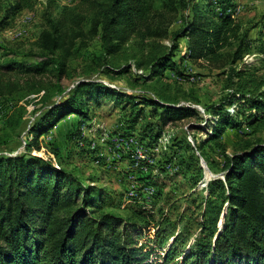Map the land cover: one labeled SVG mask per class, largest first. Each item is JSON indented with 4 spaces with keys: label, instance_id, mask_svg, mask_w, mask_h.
I'll use <instances>...</instances> for the list:
<instances>
[{
    "label": "trees",
    "instance_id": "1",
    "mask_svg": "<svg viewBox=\"0 0 264 264\" xmlns=\"http://www.w3.org/2000/svg\"><path fill=\"white\" fill-rule=\"evenodd\" d=\"M45 1L46 23L36 43L38 52L0 45V51L5 52L0 55V98L22 101L26 96L23 75L28 77L24 83L29 84L49 72L62 81L71 62L81 57L94 61L95 67L84 74L90 80L81 81L70 92L56 84L52 92L45 93L43 111L25 127L24 141H15L24 115L14 112L6 120L0 150L14 143L24 149L15 155L0 154V264H151L152 254L165 248L164 264L176 259L180 264H264V74L251 72L248 66L232 69L228 84L232 92L220 104L205 105L206 112L214 115V129L197 150L204 156L210 147L222 158L223 177L209 180L203 188L200 217H187L188 210L178 221L161 212L156 217V212L145 205L146 198L144 205H136L140 209L134 217L110 212L94 217L92 213L105 206L101 188L87 185L77 170L67 171L53 158L34 154L41 151L42 138L68 118H77L79 126L90 124L92 101L108 97L124 102V110L130 108L123 126L114 134L133 136L138 148L148 155L147 149L155 147L167 124L199 115L192 106L180 104L200 105V97L181 90L177 81H167L166 72L176 71L182 76L178 66L181 58L210 63L221 59L222 52L242 31L230 12L232 2L188 0L181 5L184 15L176 19L173 44L157 47L150 55L148 72L135 74L131 85L143 86L140 94L111 88L92 80L91 75L111 78L123 76L134 67L143 68L144 62L139 60L137 67H115L112 58L134 36L142 40L151 37L153 0H82L75 7L60 5L59 0ZM40 2L9 0L3 24L24 11H33ZM97 37L99 48L83 54L81 45ZM252 44L243 38L231 64L237 66L253 49ZM258 51L264 66V45ZM33 56L39 59H26ZM233 106L237 110L230 114ZM147 109L150 120L144 125ZM229 130L241 135L231 154L225 141ZM81 131L75 139L77 146L84 148L88 138ZM53 152L59 156L58 150ZM167 155L171 158L173 154ZM98 159L106 165L103 158ZM169 159L163 160L164 164ZM196 160L199 162V156ZM164 164L149 166L144 160L141 166L159 172L165 170ZM199 173L203 177V169ZM133 175L141 186L138 196L143 197L142 185L152 186V174L139 170ZM122 204L120 201L118 206ZM148 231H154V236L143 243Z\"/></svg>",
    "mask_w": 264,
    "mask_h": 264
},
{
    "label": "rangeland",
    "instance_id": "2",
    "mask_svg": "<svg viewBox=\"0 0 264 264\" xmlns=\"http://www.w3.org/2000/svg\"><path fill=\"white\" fill-rule=\"evenodd\" d=\"M185 1L188 0H153V19L149 24L148 32L151 37H145L142 40V38L134 36L120 54L112 58L115 67L124 68L130 65L137 67L139 60L144 62L143 68L134 67L123 76L111 78L95 73L91 75V79L103 81L111 88L121 91H139L142 94L140 90L143 86L133 87L131 85L135 74H141L143 71L144 73L148 72L150 55L157 47L173 44L172 32L178 28L176 19H181L184 15L181 5ZM8 2L9 0H0V45L21 51L38 52L36 43L46 23L43 18L46 1L41 0L33 11H24L5 25L3 24V15ZM81 2L82 0H59L60 5H69L70 7L78 6ZM230 2L233 5L230 12L240 24L242 31L239 37L233 39L231 46L222 52L221 59L210 63L204 60L181 58L178 60V66L182 76L176 71L166 72L167 81H177L181 90L200 97L202 100L200 105L190 104L187 101L180 104V106H192L199 115L167 124L155 147L151 150L147 149L148 155H144V150L138 148L136 138L133 136L121 138L122 136L114 134L118 127L123 126V119L129 116L130 108L124 110V102L117 103L115 99L108 97H103L102 101L100 98L92 101V107L89 110L90 124L79 126L77 118H68L49 136L42 138L44 139L42 140V149L35 151L34 154L53 158L67 171L77 170L87 185L101 188V197H105V206L102 211L96 212V214L92 213V216L98 217L101 213L110 212L124 218L134 217V213L140 209L136 205H144L143 199L145 198L147 200L145 205L156 212V217H160L161 212L172 220L178 221L179 217L185 214V210H188L187 217L192 214L198 217L201 213L200 203L203 188L209 180L223 177L220 164L222 158L215 154L210 147H206L204 156L197 150L199 143L208 139L207 133L210 134L214 129L212 123L214 115L206 112L205 105L220 104V101L232 92L231 89H228V84L233 68L242 69L248 66L251 72L255 71L258 75L264 74L263 55L258 51L264 45V0H230ZM152 33L154 34L152 35ZM243 38L252 41L253 49L244 55L243 60L237 63V66H234L231 64L233 55ZM99 41L100 38L97 37L88 45L82 44L83 54L88 51H96L99 48ZM181 44L184 46L185 42L183 41ZM4 53V51H0V55ZM26 59L32 62L39 58L33 56ZM93 66L95 67L94 61L91 62L82 57L75 59L71 62L68 74L62 78V81H58L55 74L49 72L38 77L37 80L35 79L37 83L29 84V82L24 83L28 77L23 75L25 98L22 101L13 102L7 98H0V134L4 132L3 129L9 116L14 112H20L24 115V121L15 141H24L25 127L30 126L43 111L45 93L48 90L52 92L56 84H61L65 93L70 92L81 81L90 80L87 79L90 76H84V74ZM30 82H34V80H30ZM40 89L41 92L37 94L36 92ZM236 110L237 107L233 106L229 109L230 114H234ZM201 117L206 120H202ZM149 120L150 112L147 109L142 122L145 125ZM82 129L84 136L88 138V145L86 146L85 142L82 144H85L84 148L86 146V149L78 147L76 144L75 136H79L78 133H81ZM240 136L239 132L233 130L227 132L225 141L229 146L228 153L231 154L235 151V143L240 140ZM130 145L133 148L130 147L126 150L122 148V146ZM23 149V145L18 147L14 143L8 149H1L0 154L15 155L22 152ZM53 149L59 151V156L53 152ZM168 153L173 154L171 158L168 157ZM196 156H199V162L196 160ZM98 158H103L106 165H103L104 162L100 164L101 160ZM165 159H169V161L164 164L163 160ZM144 160L149 166L155 165L156 162H159V165L164 164L166 172L165 170L158 172L149 166H141ZM200 168L203 169V177L200 176ZM139 170L146 174H152L151 178L153 179L152 186L142 185L144 198L138 196L137 188L141 186L135 180L137 176L133 175V172ZM120 201H123L122 207L118 206ZM153 236L154 231H148L144 242H142L149 241ZM151 247L154 248L155 245L151 243ZM165 252L166 248L155 251L151 257V264H164ZM172 264H180V259H176Z\"/></svg>",
    "mask_w": 264,
    "mask_h": 264
},
{
    "label": "built area",
    "instance_id": "3",
    "mask_svg": "<svg viewBox=\"0 0 264 264\" xmlns=\"http://www.w3.org/2000/svg\"><path fill=\"white\" fill-rule=\"evenodd\" d=\"M130 147H132V145H130V146H122V148L125 149V150L128 149V148H130ZM132 148H133V147H132ZM138 152H139V151H138ZM145 171H146V170H145Z\"/></svg>",
    "mask_w": 264,
    "mask_h": 264
}]
</instances>
